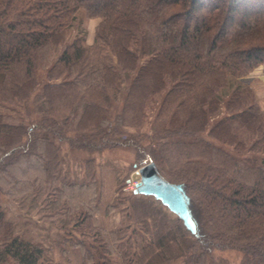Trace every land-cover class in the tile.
<instances>
[{
  "label": "trees",
  "instance_id": "obj_1",
  "mask_svg": "<svg viewBox=\"0 0 264 264\" xmlns=\"http://www.w3.org/2000/svg\"><path fill=\"white\" fill-rule=\"evenodd\" d=\"M81 15L101 17L90 45ZM260 65L264 0H0V195L48 209L57 234L18 232L0 203V264H228L226 250L264 264V116L240 79ZM62 142L88 153L85 178ZM119 146L131 171L151 160L184 184L197 233L123 192L128 174L100 204L92 154ZM18 164L29 183L6 174ZM100 210L119 225H96Z\"/></svg>",
  "mask_w": 264,
  "mask_h": 264
},
{
  "label": "rangeland",
  "instance_id": "obj_2",
  "mask_svg": "<svg viewBox=\"0 0 264 264\" xmlns=\"http://www.w3.org/2000/svg\"><path fill=\"white\" fill-rule=\"evenodd\" d=\"M82 19V29L79 27H74L73 34H81L84 31L85 41L88 45L93 43L96 28L101 21V17H87L86 15H81ZM81 26V25H80ZM264 68L262 65L256 67L255 69L249 71L243 75L240 79L246 83L251 84L254 87L256 96L258 98L263 116H264ZM159 103L153 102L148 107L147 121L146 124L141 126V130L152 131L155 111ZM136 128V127H135ZM139 129H137L138 132ZM133 132L136 130L133 129ZM63 158L65 159V166L68 168L71 176L73 174H78L80 178H85V167L81 166L84 156H88L85 151H78L73 153L69 150L68 144L62 142ZM95 160V168L97 171V176L99 182L97 184L98 190L101 189V200L100 204L106 205L108 202L113 201L117 196L122 195L121 191L118 190V186L121 185V178L123 176L129 175L131 177L132 172L131 166L136 160V151L132 146H119L113 148H105L101 151H96L92 154ZM19 166V167H18ZM15 166L12 171H7V175L13 172L23 173L21 170V164ZM130 172V173H129ZM36 173L29 172L23 175H15L26 181H30ZM22 176V177H21ZM133 181H128L127 184L122 188V191L128 192L131 190L129 183ZM100 183V184H99ZM29 186V184H27ZM26 185V187H27ZM22 195V194H21ZM0 203L6 209L8 219L15 223V230L18 232H24L28 237L36 238L40 237L42 234L51 235L52 238L57 237L56 230L54 229L53 218L54 215H47L48 209L43 207H35L30 205L28 200H19L15 197L9 195H0ZM80 204H82L80 202ZM120 211H112L109 213H104L103 210L97 211L94 223L96 225H102L106 230L110 231L115 229L121 219ZM53 227V228H52ZM51 229V231H50ZM47 235V234H46ZM79 236V233H78ZM82 235H80L81 237ZM88 240V238H86ZM55 252L59 253L58 249ZM220 255L228 259V264H239L241 254L237 251L226 250L220 251ZM77 262V261H76Z\"/></svg>",
  "mask_w": 264,
  "mask_h": 264
},
{
  "label": "water",
  "instance_id": "obj_3",
  "mask_svg": "<svg viewBox=\"0 0 264 264\" xmlns=\"http://www.w3.org/2000/svg\"><path fill=\"white\" fill-rule=\"evenodd\" d=\"M137 181L134 192L153 195L177 214L186 228L197 233V221L192 213V203L182 183H172L164 178L153 161L136 168L128 181Z\"/></svg>",
  "mask_w": 264,
  "mask_h": 264
},
{
  "label": "built area",
  "instance_id": "obj_4",
  "mask_svg": "<svg viewBox=\"0 0 264 264\" xmlns=\"http://www.w3.org/2000/svg\"><path fill=\"white\" fill-rule=\"evenodd\" d=\"M131 181H133V180H131ZM136 183H137V181H133L132 183H129V187L131 188V190L136 188Z\"/></svg>",
  "mask_w": 264,
  "mask_h": 264
},
{
  "label": "crops",
  "instance_id": "obj_5",
  "mask_svg": "<svg viewBox=\"0 0 264 264\" xmlns=\"http://www.w3.org/2000/svg\"><path fill=\"white\" fill-rule=\"evenodd\" d=\"M262 74H264L263 72H261Z\"/></svg>",
  "mask_w": 264,
  "mask_h": 264
},
{
  "label": "bare ground",
  "instance_id": "obj_6",
  "mask_svg": "<svg viewBox=\"0 0 264 264\" xmlns=\"http://www.w3.org/2000/svg\"><path fill=\"white\" fill-rule=\"evenodd\" d=\"M122 218V217H121Z\"/></svg>",
  "mask_w": 264,
  "mask_h": 264
}]
</instances>
